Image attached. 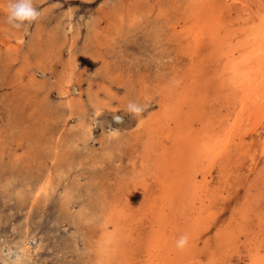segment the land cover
<instances>
[{"label":"rangeland","instance_id":"rangeland-1","mask_svg":"<svg viewBox=\"0 0 264 264\" xmlns=\"http://www.w3.org/2000/svg\"><path fill=\"white\" fill-rule=\"evenodd\" d=\"M212 1L31 0L38 16L9 22L19 0H0V264H104L108 231L117 264H148L151 255L160 264L177 252L182 264H248L243 229L253 239L264 233L256 227L264 226V125L242 147L230 144L227 164L203 151L234 119L239 97L222 75L218 34L196 18L202 9L221 19ZM190 134L207 137L182 148ZM186 178L190 187L173 185ZM160 235L173 244H156ZM182 237L191 255H181Z\"/></svg>","mask_w":264,"mask_h":264},{"label":"bare ground","instance_id":"bare-ground-1","mask_svg":"<svg viewBox=\"0 0 264 264\" xmlns=\"http://www.w3.org/2000/svg\"><path fill=\"white\" fill-rule=\"evenodd\" d=\"M214 1V2H213ZM213 4L216 3L218 1V3L216 5L218 9H220V14H221V19H219V16L216 17L214 16L215 18H212L210 15H207V13L209 12H206V10H202L200 9L199 10V13L195 12L196 13V18H197V21L199 20L198 18L200 16L201 19H205V21L207 22V24H204L205 27L203 28L206 32L208 31V29L210 28V30L212 32H214V34H218V35H214L212 36V41H213V44L215 45L216 49L214 48L215 52L217 53L216 56L218 55H221L222 57H220L219 61L222 62V65H223V70L221 71L222 72V75L226 76L227 78V85L230 87V89H233V96L235 97L234 94H238L239 97H237V101H236V115L234 117V119L232 118V121L230 122L229 121V124H228V127H224L222 128V130L219 132H217L214 136V139L211 141V142H208V143H205L204 141L206 139H203L204 137H207V135L203 134L201 136H198V134H195V135H191L188 136V140L185 139V141H179L178 143H180V146L183 148L184 146H189V147H194L198 144L199 140L202 139V143L204 142V145H203V151L206 152L207 155H210L211 153L213 154L214 153V157L216 156L215 154L218 153V154H221V155H224V159L226 160V164H227V160L228 158L231 156V154L234 152H230L229 150V146L230 144H232V142H234V145L237 146V145H241L242 147V144L241 142H244V135L245 133H252L254 131L257 130V127H258V124H261V125H264V0H233V2L236 4L234 5V3H230V5H228V1L226 0H213ZM216 1V2H215ZM230 2V1H229ZM258 2H261V3H258ZM202 3H205V2H202ZM253 3H257L259 5V7H257L256 10H253L252 11V8L254 7H250L253 5ZM206 4H208L206 2ZM210 5V4H209ZM244 5V6H243ZM230 6H233V7H241L243 6V11H241L238 15V17H235L234 15L232 16V19L228 16H226V11L229 10V12H231L234 8L230 7ZM212 7V6H211ZM210 7V8H211ZM227 7L229 8H232V10L228 9ZM256 7V6H255ZM214 8V7H213ZM227 8V9H226ZM242 8V7H241ZM199 9V8H198ZM208 9V8H207ZM251 9V12L249 11ZM216 10V9H215ZM213 10V12L215 11ZM241 10V9H240ZM217 11V10H216ZM236 11V10H235ZM263 11V12H262ZM212 12V10H211ZM228 12V13H229ZM239 12V11H238ZM205 14V15H203ZM217 15H220L219 12L216 13ZM212 15V14H211ZM226 17H225V16ZM228 15V14H227ZM193 16V15H192ZM209 18H208V17ZM237 16V15H236ZM195 17V15H194ZM225 17V20L223 19ZM231 23V24H230ZM196 25V24H195ZM203 25V26H204ZM70 27V26H69ZM224 30H222V28ZM199 29V28H198ZM197 29V30H198ZM200 30V29H199ZM222 30V31H220ZM197 33V32H196ZM204 31L202 30V33H200L198 35V40L199 41V46L201 45V43L204 41ZM240 35V37L236 36V35ZM192 38V37H191ZM203 45V44H202ZM205 47V46H203ZM202 48V47H201ZM211 51V50H210ZM203 54V52H202ZM198 56V55H197ZM216 58V57H215ZM199 59V58H198ZM203 59V58H202ZM222 59V60H221ZM217 60V59H216ZM201 61V60H199ZM212 61V60H211ZM210 62V60H209ZM219 64V63H218ZM199 65V64H198ZM197 65V66H198ZM220 65V64H219ZM196 66V68H197ZM200 67V65H199ZM195 68V69H196ZM193 69V68H192ZM198 69V68H197ZM217 69V68H216ZM220 69V67H219ZM194 70V69H193ZM218 70V69H217ZM194 72H198V71H195ZM204 72V71H203ZM216 72V71H215ZM197 74V73H196ZM201 74H202V71H201ZM216 75V74H215ZM216 77V76H215ZM224 78V79H226ZM216 79V78H215ZM223 79V78H222ZM70 80V79H69ZM214 80V79H213ZM190 81V80H189ZM221 81V79H220ZM224 82V80H222ZM183 91V90H182ZM222 95V94H221ZM228 95V94H227ZM217 98V97H216ZM209 100V99H208ZM218 100V99H217ZM235 101V100H234ZM202 102V101H201ZM188 103V102H187ZM181 106V105H180ZM156 117V116H155ZM154 117V118H155ZM261 118L260 120L253 123H249V124H246L245 121L246 119L247 120H254L255 118ZM256 120V119H255ZM141 121V120H140ZM144 121V120H143ZM185 121V120H184ZM186 122V121H185ZM184 122V123H185ZM251 122V121H250ZM253 122V121H252ZM207 126V125H206ZM124 127V126H123ZM189 126L187 125L185 128H188ZM259 128V127H258ZM261 128V127H260ZM118 128L116 127H113L111 128V131H116ZM120 129V128H119ZM122 129V127H121ZM183 128L179 129V130H182ZM163 130V129H162ZM199 130V129H198ZM206 131V130H205ZM249 131V132H248ZM201 132V131H200ZM259 132V131H258ZM134 133V132H133ZM178 134V133H177ZM179 136L178 137H181L183 134H178ZM253 135V134H252ZM260 138H259V147H260V150H259V158L257 157H254L255 159H262L264 156V133L260 134ZM137 136V135H136ZM238 136L239 140L237 141L236 137ZM187 137V136H186ZM185 137V138H186ZM199 137V138H198ZM210 137V136H209ZM254 138V137H253ZM199 139V140H198ZM210 139V138H209ZM184 140V139H183ZM251 142V141H250ZM255 144V143H254ZM258 144V143H257ZM239 147V146H237ZM245 149V148H244ZM233 150V148H232ZM231 150V151H232ZM249 151V150H247ZM148 153V152H147ZM232 154V155H233ZM195 155V154H194ZM206 155V156H207ZM148 156V155H147ZM178 157L180 155H177ZM186 156H188L186 154ZM234 156V155H233ZM253 157V155H251ZM189 157V156H188ZM243 157V156H242ZM245 157V156H244ZM204 158V157H203ZM232 158V157H231ZM230 158V159H231ZM246 158V157H245ZM244 158V159H245ZM243 159V158H242ZM223 161V160H222ZM243 161V160H242ZM255 161V160H254ZM258 161V160H257ZM260 161H263V160H260ZM259 161V162H260ZM212 162V161H211ZM209 162V163H211ZM229 162V161H228ZM245 163V161H243ZM264 162V161H263ZM225 163V162H224ZM243 163V164H244ZM255 163V162H254ZM168 164V163H167ZM223 163H221L222 165ZM251 164V163H250ZM263 164V163H262ZM230 165V164H229ZM255 165H257L255 163ZM258 165H261L258 164ZM190 166V165H189ZM214 166V165H213ZM224 166V165H223ZM232 166V165H230ZM167 166H165L164 168H166ZM235 167V166H234ZM253 169H256V166L254 168V166L252 165ZM262 167V166H260ZM132 168V167H131ZM184 168V167H183ZM232 168V167H231ZM230 168V169H231ZM263 168V167H262ZM182 169V168H181ZM187 168H185L186 170ZM191 171H192V168L190 167L189 168ZM188 169V176L191 177V175H193V172H191L190 170ZM226 169V168H225ZM229 169V170H230ZM241 170V167L239 168ZM244 169V168H242ZM250 169H252L250 167ZM166 170V169H165ZM164 170V172H165ZM220 170V169H219ZM198 171V170H197ZM223 171V170H222ZM232 171V169H231ZM236 171V170H235ZM244 171V170H243ZM258 171V170H257ZM228 172V171H227ZM224 174V178L227 180L228 178H226L228 176V174L222 172ZM239 173V172H237ZM242 173V172H241ZM248 173V172H246ZM255 173V172H254ZM221 174V173H220ZM222 174V175H223ZM250 174H251V171H250ZM253 174V173H252ZM164 175V174H163ZM246 175H249V174H246ZM245 174L242 175V176H246ZM165 176V175H164ZM187 176V175H186ZM187 176V177H188ZM193 177V176H192ZM222 177V176H221ZM247 177V176H246ZM245 177V179H247ZM257 177V176H256ZM170 178V177H169ZM169 178H166L169 179ZM162 179V178H161ZM165 179V178H164ZM171 179V178H170ZM178 179V178H177ZM230 179V178H229ZM240 179V178H239ZM244 179V178H243ZM244 179V180H245ZM165 180V182H166ZM172 180V179H171ZM175 180V179H174ZM194 182H195V179H193ZM220 180V178H219ZM243 180V181H244ZM177 181V180H176ZM242 181V179H241ZM221 182V181H220ZM224 182V181H223ZM223 182H221L223 184ZM246 182V181H245ZM249 182V181H247ZM251 182V181H250ZM193 183V182H192ZM208 185H209V182H206ZM168 186L172 185L173 184V181H168L166 183ZM219 184V183H218ZM245 184V183H244ZM243 184V185H244ZM175 185L176 187L178 188H188L190 187L191 184H189V180L186 178L184 181L183 180H179V182L177 184H173ZM193 185V184H192ZM201 185V184H200ZM231 185V184H230ZM255 185V184H254ZM259 185V184H258ZM257 186V185H256ZM175 187V188H176ZM219 187V186H217ZM222 187V186H221ZM244 187V186H243ZM242 187V189H243ZM260 187V186H259ZM198 188V187H197ZM201 188V187H200ZM199 188V189H200ZM249 188V187H247ZM262 188V187H261ZM192 189L193 186H192ZM203 189V188H202ZM206 189V188H205ZM224 189V188H222ZM227 189V188H226ZM241 189V190H242ZM176 190H178L176 188ZM182 190V189H180ZM258 190V189H257ZM129 191V190H128ZM189 189H187L186 192H188ZM198 191V190H197ZM206 190H204L205 192ZM225 191V190H224ZM264 191V190H263ZM165 192H167V190H165ZM174 192V191H173ZM203 191H200V195H203L202 197H204L205 194ZM228 192V191H227ZM230 192V191H229ZM238 192V191H237ZM180 193H182V191H180ZM185 193V192H184ZM256 193V192H255ZM164 194V193H163ZM199 194V193H197ZM208 194V193H207ZM257 194V193H256ZM211 195V194H210ZM208 195V196H210ZM259 195V193H258ZM257 195V196H258ZM264 195V194H262ZM165 196V194H164ZM172 196V195H171ZM196 196V195H195ZM199 196V195H198ZM219 196V194H218ZM217 196V197H218ZM228 196V195H227ZM242 196V195H241ZM180 197V196H179ZM200 197V196H199ZM198 197V198H199ZM169 198V197H168ZM228 198V197H227ZM264 198V197H263ZM200 199V198H199ZM204 199V198H203ZM207 199V198H205ZM220 199V198H219ZM218 199V200H219ZM230 199V198H229ZM228 199V200H229ZM233 199V198H231ZM251 199V198H250ZM162 200H165L167 201L166 199H162ZM184 200V199H183ZM196 200V199H195ZM240 200V198H239ZM164 201V203H166ZM174 201H175V198H174ZM205 201V200H204ZM220 201H223L222 199ZM219 201V202H220ZM234 201V200H233ZM249 200H247L248 202ZM257 201V200H256ZM163 202V201H162ZM203 202V201H202ZM224 202V201H223ZM222 202V203H223ZM232 202V201H231ZM204 203V202H203ZM226 203V202H225ZM250 203V201H249ZM256 203V202H254ZM259 202H257L258 204ZM213 204V203H212ZM228 204V203H227ZM153 205V204H152ZM248 205V204H247ZM160 206V205H158ZM157 206V207H158ZM160 207H163V206H160ZM199 207V206H197ZM203 207V206H202ZM207 207V206H206ZM219 207V206H218ZM221 207V206H220ZM227 207V206H226ZM234 207V206H233ZM247 207V206H246ZM166 208V207H165ZM173 208V207H172ZM181 208V207H179ZM204 208V207H203ZM210 209V207H207ZM214 208V207H213ZM228 208V207H227ZM237 208V207H236ZM257 208V207H256ZM157 209V208H156ZM188 209V208H187ZM248 209V208H246ZM178 210V209H177ZM260 210V209H259ZM165 211V210H164ZM176 211V210H174ZM209 211V210H208ZM223 211V210H222ZM231 211V210H230ZM262 211V210H260ZM259 211V212H260ZM195 212V211H194ZM232 212V211H231ZM248 212V211H247ZM258 212V210H257ZM158 213V212H157ZM161 213V211L159 212ZM181 213V212H180ZM184 212H182L183 214ZM220 213V212H219ZM225 213V212H224ZM261 213V212H260ZM258 213V215L260 214ZM165 214V212H164ZM176 214V212H175ZM186 214V213H185ZM216 214V213H215ZM184 215V214H183ZM187 215V214H186ZM185 215V216H186ZM196 215H199L196 214ZM220 215V214H219ZM229 215V214H228ZM227 215V216H228ZM248 214H246L245 216H247ZM156 216V215H155ZM244 216V218H246ZM261 216V215H259ZM154 217V216H153ZM166 217V216H165ZM190 217V216H188ZM215 217V216H214ZM217 217V216H216ZM219 217V216H218ZM217 217V218H218ZM155 218V217H154ZM168 218V217H167ZM179 218V217H178ZM187 218V217H186ZM188 219V218H187ZM196 218H194L195 220ZM213 219V218H212ZM197 220V219H196ZM195 220V221H196ZM219 220V219H218ZM224 220V219H223ZM264 220V219H263ZM188 221V220H187ZM187 221H186V225H187ZM192 221V220H191ZM209 221V220H208ZM211 221V220H210ZM237 221V220H236ZM197 222V221H196ZM200 222V220H199ZM198 222V223H199ZM205 222V221H204ZM207 222V221H206ZM222 222V221H221ZM241 222V221H240ZM152 223V222H151ZM189 223V222H188ZM203 223V222H202ZM220 223V222H218ZM263 223V222H262ZM262 223H259V225L256 227L258 228H264L263 224ZM177 224V223H176ZM196 224V223H195ZM200 224V223H199ZM204 224V223H203ZM209 224V223H208ZM215 224V223H214ZM190 225V223H189ZM197 225V224H196ZM192 226V225H190ZM170 227V226H169ZM174 227V226H173ZM176 228V227H175ZM221 228V226H220ZM223 228V227H222ZM252 228V227H251ZM194 229V227H193ZM205 229V228H204ZM170 230V229H169ZM186 230V229H185ZM212 230V229H211ZM172 231V230H171ZM176 231V229H175ZM174 231V232H175ZM243 231H246L245 232V235L246 238H245V245L248 244V245H251V247H247L248 249V253H246L247 257L249 258V262L248 264H264V233H261V235L259 234L258 237H263V238H259V239H253L254 237H251L252 233H248V230L247 228L243 229ZM113 232V233H112ZM108 231L106 232L104 235H103V238L101 240V244H100V254L103 258V262L104 264H117L116 262H120L122 263V260L119 259V253H120V248L117 249V237H116V232L115 231ZM193 232V231H192ZM201 232V231H200ZM223 232V231H222ZM226 232V231H225ZM263 232V231H262ZM179 233V232H178ZM177 233V234H178ZM218 234V233H217ZM226 234V233H225ZM202 235V234H201ZM230 235V234H229ZM228 235V236H229ZM254 235V233H253ZM156 236V235H155ZM178 236V235H177ZM175 236V237H177ZM204 236V235H203ZM101 237V236H100ZM160 239H158V241L156 242L155 241H151V244H154L156 242V244L164 247V248H167L168 246H171V244H173V240L172 241H169L168 238H166L164 236L163 240H162V235L159 236ZM196 237V235H195ZM224 238V236H223ZM222 238V239H223ZM238 238V237H237ZM154 239V237H153ZM174 239V238H173ZM206 239V238H205ZM209 239V238H208ZM207 239V240H208ZM221 239V238H220ZM239 239V238H238ZM237 239V240H238ZM162 240V241H160ZM210 240V239H209ZM214 241V240H213ZM217 242V240H216ZM238 243H240L239 241H237ZM235 243V242H234ZM236 244V247L238 248L239 247V244ZM117 244V245H116ZM120 245V244H119ZM208 245V244H207ZM122 246V245H120ZM179 247H181V255H191L190 254V247H192L190 245V243H188V241H186V243H184L182 246L180 244H178ZM229 246V245H228ZM158 247V246H157ZM209 247V245H208ZM115 248V249H114ZM229 248V247H228ZM231 248V247H230ZM155 249V247H154ZM246 249V248H245ZM115 250V252H114ZM126 250V249H125ZM162 252V251H161ZM197 252V251H196ZM221 252V251H220ZM219 252V253H220ZM194 253V252H193ZM121 254V253H120ZM214 254V253H213ZM221 255V254H220ZM228 255V254H227ZM226 255V256H227ZM231 255V254H230ZM155 256V257H154ZM162 259H161V262L160 264H182L183 260L181 259L182 257H180V254L177 252L175 253L174 256L172 255H169L167 253H164V255H162ZM203 256V255H202ZM216 256V255H215ZM218 256V255H217ZM225 256V257H226ZM151 259H149V263L148 264H153V261H155L157 259L156 255H152L150 256ZM223 257V256H222ZM239 257V256H238ZM156 258V259H155ZM160 258V257H159ZM153 259V261H151ZM212 259V258H211ZM225 259V258H224ZM201 260V259H200ZM213 260V259H212ZM188 261V260H187ZM209 261V260H208ZM211 261V260H210ZM4 263V262H3ZM126 263V262H125ZM157 263V262H156ZM209 263V262H208ZM211 263L213 264H216V259H214V261H211ZM198 264H203L201 261L198 262ZM225 264V263H224Z\"/></svg>","mask_w":264,"mask_h":264},{"label":"clouds","instance_id":"clouds-1","mask_svg":"<svg viewBox=\"0 0 264 264\" xmlns=\"http://www.w3.org/2000/svg\"><path fill=\"white\" fill-rule=\"evenodd\" d=\"M10 16L9 22L13 21H24L35 19L38 16V13L33 9L31 0H19L18 3H13L10 5ZM14 26L19 27L20 25L17 23ZM129 110L138 112L139 109L134 105H129ZM186 243V237H182L179 241V244L182 246Z\"/></svg>","mask_w":264,"mask_h":264}]
</instances>
